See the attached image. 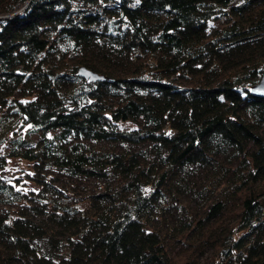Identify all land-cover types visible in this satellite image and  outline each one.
<instances>
[{
    "label": "trees",
    "instance_id": "trees-1",
    "mask_svg": "<svg viewBox=\"0 0 264 264\" xmlns=\"http://www.w3.org/2000/svg\"><path fill=\"white\" fill-rule=\"evenodd\" d=\"M263 72L264 0H0V264H260Z\"/></svg>",
    "mask_w": 264,
    "mask_h": 264
},
{
    "label": "water",
    "instance_id": "water-1",
    "mask_svg": "<svg viewBox=\"0 0 264 264\" xmlns=\"http://www.w3.org/2000/svg\"><path fill=\"white\" fill-rule=\"evenodd\" d=\"M78 74L88 80H93V81H97V80H101L103 79V75L99 74L96 71H93L85 66H81L78 70ZM252 92L253 94L257 95V96H261L264 97V72L260 78V80L252 87ZM221 264H226V263H221ZM260 264H264V260L260 263Z\"/></svg>",
    "mask_w": 264,
    "mask_h": 264
},
{
    "label": "rangeland",
    "instance_id": "rangeland-1",
    "mask_svg": "<svg viewBox=\"0 0 264 264\" xmlns=\"http://www.w3.org/2000/svg\"><path fill=\"white\" fill-rule=\"evenodd\" d=\"M62 177H60L61 179ZM61 185H69L72 186V184L68 181H66L65 178H62ZM100 187V182L94 179H89L87 181L80 182L77 188V191L79 192H94L97 188Z\"/></svg>",
    "mask_w": 264,
    "mask_h": 264
}]
</instances>
